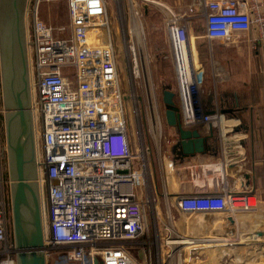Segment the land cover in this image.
Returning <instances> with one entry per match:
<instances>
[{
  "label": "built area",
  "instance_id": "obj_1",
  "mask_svg": "<svg viewBox=\"0 0 264 264\" xmlns=\"http://www.w3.org/2000/svg\"><path fill=\"white\" fill-rule=\"evenodd\" d=\"M52 1L59 0H27L34 121L41 137L42 154L36 157V163L44 220L43 244L18 248L11 239L10 196L0 154V264H16L19 251H41L45 264H164L165 248L166 256L171 258L184 249L181 245L185 243H180L183 236L158 211L155 184L150 181L147 185L144 181L146 172L151 174L152 170L135 164L139 154L133 151L127 135L107 4L105 0H60L67 7L69 23L67 36H58L65 27H54L40 18L41 5ZM198 2L206 19L207 38L230 41L235 33L254 27L258 35L253 41L264 44V0ZM130 3L132 17L137 16L135 0ZM118 15L125 25V12L123 15L120 9ZM134 24L130 19L122 42L130 72L141 80L146 73L143 60L146 54L139 22L137 32ZM165 28L182 127L194 128L199 123L218 126L219 110L213 109L215 112L207 115L196 100L199 84L195 55L183 20L171 15ZM153 107V116H144L140 122V132L145 124L154 136L157 130L158 135L161 133V119L156 102ZM147 149L143 147L144 151ZM206 167L215 168V179L221 183V189L176 195L178 212L215 213L233 219L255 210L258 198L251 187L244 191L230 190L223 163ZM167 195L164 194L168 202ZM150 204L154 206L149 219L146 206ZM165 216L170 219L169 210ZM200 240L204 243L214 239ZM191 263L196 261L191 259ZM178 264L189 263L182 260Z\"/></svg>",
  "mask_w": 264,
  "mask_h": 264
},
{
  "label": "rangeland",
  "instance_id": "obj_2",
  "mask_svg": "<svg viewBox=\"0 0 264 264\" xmlns=\"http://www.w3.org/2000/svg\"><path fill=\"white\" fill-rule=\"evenodd\" d=\"M13 1L14 0H0V154L3 171L7 180L9 196H11V186L14 183L13 177L15 176V170H13V154L8 146V138L6 136L7 116L8 113L11 114L15 103L14 97L11 95V90L8 88L10 87V79L14 80L13 87L16 90L21 87V62L14 23L16 9L13 7ZM16 1L17 13L21 17L20 39L22 40V43H24L28 88V93L23 94L22 98L26 108L28 107V109H26L27 114L31 117V119L29 118L31 125L28 132L30 139L25 147V154L29 158L30 148L34 145V153L35 156L38 157V155L42 153L41 137L38 133L39 127L35 124V112L33 110L34 89L32 88L33 79L31 72L32 55L29 47L31 23L30 17L27 14L29 6L27 0ZM105 4H107L108 14L110 15L113 26L112 31L113 37L115 38L116 66L118 70L119 84L121 86L124 116L128 127L127 135L132 143L133 151H135L136 154H139V157L135 159V164L138 167L142 165L147 166L148 168L150 167L152 170L151 174L146 172L144 181L147 185L150 181L155 184L158 193V211L161 212L162 216L165 217L164 221L171 227L174 225V227L178 225L179 229L182 227L181 231H178L180 237L184 235L185 238L193 240L198 238V236L208 235L212 236L214 239L213 241H207L204 243L196 241L193 244H182L181 246H184V249L176 252L177 254L171 258L166 256L167 249L164 247L163 263L178 264L182 260H185L186 263L192 264V259L196 261V264H220L223 262L231 264H263L264 228H262V232L253 227V229L248 227L243 229L245 223L240 220L249 215V213H246L243 216H240L239 214L236 216V221L239 223L237 226L234 224V221H231L232 223L228 225L229 228H225L223 232L215 231L214 228L213 230H210V232L209 230L194 228L198 223L197 218H202V215H181L175 207V199L170 194L167 196L169 202L166 201L164 194H167V191L170 190L169 188L173 186L174 182L173 167L168 166V164L171 163L172 166L176 167L182 161L180 162L179 160H176L170 149L172 142L176 139V135L168 134V127L165 123V117H163L164 104L161 98L165 85H169L170 90L174 92L175 96L173 100L176 105L178 100L176 97L175 72L169 57L170 47L169 38L165 28L164 9L157 4H154L155 6L152 7L151 3L146 2V0H135V9L138 14L137 16L132 17L133 9L130 0H105ZM120 9L122 10L123 15L125 12L127 20L125 25L120 22L124 20H122V18L119 19L118 11ZM145 9H147V13H145ZM40 18L42 22L44 21L54 27L64 26L65 29L60 31L58 36H67L69 22L67 10L62 1H52L49 4L44 3ZM130 19L134 23L136 22V24L139 22L143 52L146 54V57L143 58L146 73L145 76H142L141 80L134 78L131 74L126 53H124L125 44L122 42V34L126 36ZM195 31H198L197 26ZM12 62L14 74L13 72H10V65ZM197 89H199L198 86L196 87V91ZM7 98L9 102L8 105H6ZM196 100L197 103L199 104L200 102V105L202 106L204 99L203 93H201L200 89L198 90ZM155 102L157 103L159 118L161 119V133L160 135L155 133L153 136L146 130L145 124L143 125V132H140V122L144 120V116H153V104ZM8 108L12 109L9 110ZM13 121L12 136L14 138L19 133L20 127L17 117H15ZM198 127H200V123L197 128ZM144 146L148 148L147 151L143 150ZM27 167H29V170L31 167L33 168L32 165H27L26 168ZM146 171H149V169ZM34 172L36 173V176L34 178L31 176V179L28 180L38 186L39 170L37 163ZM40 190L41 188H38L39 202H41ZM138 191H140V189ZM153 206L154 204H150L149 207L146 206V215L149 219L151 217L150 212L152 211ZM9 207V234L11 239L14 240L12 203H10ZM168 210L170 211V219L165 216V212ZM186 216L187 218H185ZM215 216L217 218L218 214H215ZM228 222H230V220ZM157 252L162 256V253L158 249ZM156 257L158 258V256Z\"/></svg>",
  "mask_w": 264,
  "mask_h": 264
},
{
  "label": "crops",
  "instance_id": "obj_3",
  "mask_svg": "<svg viewBox=\"0 0 264 264\" xmlns=\"http://www.w3.org/2000/svg\"><path fill=\"white\" fill-rule=\"evenodd\" d=\"M146 2H150L152 7L155 6L154 4L163 7L165 21L171 15L183 20L193 45L196 75L199 89L203 93L202 106L205 112L210 109H218L220 112L221 109L233 108L232 113H220L218 126L212 125L214 134L208 141L209 150L206 153H197L193 157L184 158H177L174 155L176 160L182 162L176 167L172 166L174 182L169 188L170 192L166 190L167 194L174 198L180 193L219 192L221 183L215 179V168L206 166L221 162L226 168L225 181L230 190L244 191L251 187L253 195L258 198L255 210L247 215L248 218L245 216L240 219L245 223L242 228L253 227L262 232L264 228V44L253 41L258 35L254 27L247 32L235 33L230 41L220 42L207 38L204 35L206 19L198 0H146ZM63 4L65 5L64 2ZM250 15L253 16L251 11ZM196 26L198 31H195ZM198 125L188 129H196L203 136L209 134L211 125L200 123V127L197 128ZM167 127L168 134L176 135L175 141L171 144L170 149H172L178 133L176 134L174 128L168 125ZM211 176H214L213 180ZM180 214L202 215V218H197L195 229L210 231L214 228L215 231L223 232L225 228H229L231 221H234L236 226L239 225L236 221L238 215L233 220L228 219L230 220L228 222L227 217L218 214L216 218L215 213ZM218 218L222 219L217 220ZM175 228L177 232L182 229V227L179 229L178 225ZM205 237L212 238L207 235L198 236L197 239Z\"/></svg>",
  "mask_w": 264,
  "mask_h": 264
},
{
  "label": "water",
  "instance_id": "obj_4",
  "mask_svg": "<svg viewBox=\"0 0 264 264\" xmlns=\"http://www.w3.org/2000/svg\"><path fill=\"white\" fill-rule=\"evenodd\" d=\"M17 1H13V7L16 9L15 14V29L18 39V52L21 62V87L15 89L13 86L14 80L10 79L8 87L11 90V95L14 97V106L11 114L7 116V143L13 154V170L15 176L13 177V185L11 186L10 203H12V220H13V236L15 246L18 248H33L40 247L43 244L42 235V219H41V205L39 203L38 186L29 182L30 177L36 176V156L34 145L30 148V157L25 154V147L27 145L30 130V115L27 114L28 107L23 102L22 95L28 93L27 88V72H26V56L24 55V43L20 39V20L21 17L17 13ZM12 56V55H11ZM10 72H13V62L10 65ZM14 74V72H13ZM26 96V95H25ZM175 94L168 87H164L162 91V98L164 104V117L168 126L176 130L178 133L177 142L172 148L179 150L182 157H193L195 154H204L208 149V141L213 136V128L209 127V134L201 135L196 129L183 128L179 117V108L173 100ZM11 106V105H10ZM11 110L10 108H8ZM215 111L210 109L206 114H213ZM226 112H233V108L221 109L219 113L226 114ZM29 115V116H28ZM17 117L19 121L20 131L16 137L13 138V119ZM30 118V119H29ZM27 165H32L29 170ZM28 172V173H27ZM224 216V215H222ZM230 220H233L230 218ZM227 221H229L227 219ZM16 264H45L44 254L41 251L22 252L19 251L16 257Z\"/></svg>",
  "mask_w": 264,
  "mask_h": 264
},
{
  "label": "bare ground",
  "instance_id": "obj_5",
  "mask_svg": "<svg viewBox=\"0 0 264 264\" xmlns=\"http://www.w3.org/2000/svg\"><path fill=\"white\" fill-rule=\"evenodd\" d=\"M133 28L135 29V32H137V25L136 24H134L133 25ZM200 68V67H199ZM8 98L6 99V105H8ZM156 134H158V132L156 133ZM39 186V188H41V186L40 185H38ZM40 192H41V190H40ZM40 199V198H39ZM169 202V201H168ZM40 203V205H41V202H39ZM41 219H42V217H41ZM222 219V218H221ZM221 219H217V220H221ZM216 221V220H215ZM218 223H220V221L218 222ZM222 223V222H221ZM42 227H43V219H42ZM202 242V240H199V239H190V238H185V236L183 235V239H181V241H180V243H185V244H193L194 242ZM190 247V246H189ZM185 248H186V245H185Z\"/></svg>",
  "mask_w": 264,
  "mask_h": 264
},
{
  "label": "flooded vegetation",
  "instance_id": "obj_6",
  "mask_svg": "<svg viewBox=\"0 0 264 264\" xmlns=\"http://www.w3.org/2000/svg\"><path fill=\"white\" fill-rule=\"evenodd\" d=\"M177 142V141H176ZM175 142V143H176ZM174 146V145H173ZM173 146H172V148H173ZM172 150V149H171ZM176 151H175V153H173L177 158L179 157V158H184V157H182V154L181 153H179V150H177V149H175ZM173 151V150H172Z\"/></svg>",
  "mask_w": 264,
  "mask_h": 264
},
{
  "label": "trees",
  "instance_id": "obj_7",
  "mask_svg": "<svg viewBox=\"0 0 264 264\" xmlns=\"http://www.w3.org/2000/svg\"><path fill=\"white\" fill-rule=\"evenodd\" d=\"M164 87H168V88H170V86H169V85H165Z\"/></svg>",
  "mask_w": 264,
  "mask_h": 264
}]
</instances>
